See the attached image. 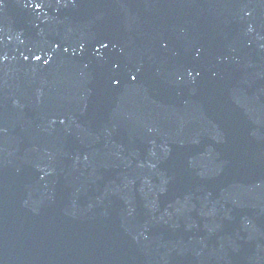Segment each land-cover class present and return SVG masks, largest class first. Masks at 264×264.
<instances>
[{"label": "water", "instance_id": "obj_1", "mask_svg": "<svg viewBox=\"0 0 264 264\" xmlns=\"http://www.w3.org/2000/svg\"><path fill=\"white\" fill-rule=\"evenodd\" d=\"M0 264H264V0H0Z\"/></svg>", "mask_w": 264, "mask_h": 264}]
</instances>
